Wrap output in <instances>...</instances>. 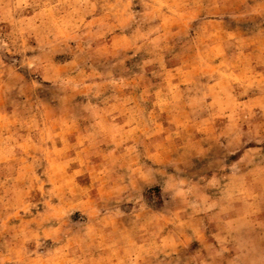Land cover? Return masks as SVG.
<instances>
[{
	"label": "rangeland",
	"instance_id": "obj_1",
	"mask_svg": "<svg viewBox=\"0 0 264 264\" xmlns=\"http://www.w3.org/2000/svg\"><path fill=\"white\" fill-rule=\"evenodd\" d=\"M0 264H264V0H0Z\"/></svg>",
	"mask_w": 264,
	"mask_h": 264
}]
</instances>
